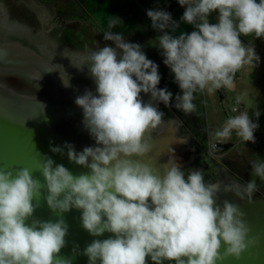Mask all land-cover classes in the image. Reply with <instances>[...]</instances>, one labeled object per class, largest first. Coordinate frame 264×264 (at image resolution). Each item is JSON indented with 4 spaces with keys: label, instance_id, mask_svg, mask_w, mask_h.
I'll return each mask as SVG.
<instances>
[{
    "label": "clouds",
    "instance_id": "obj_1",
    "mask_svg": "<svg viewBox=\"0 0 264 264\" xmlns=\"http://www.w3.org/2000/svg\"><path fill=\"white\" fill-rule=\"evenodd\" d=\"M178 3L185 7L181 21L194 28L190 33L169 34L167 30L179 28L169 12L149 9L147 16L152 28L163 33L153 46L162 50L163 63L182 92L175 96L174 107L187 115L197 110L196 94L234 89L236 74L259 64L254 43L245 44L241 37L264 38V0ZM217 11V22L211 23L209 17ZM122 24L120 17L110 15L103 32L115 47H97L80 56L79 64L71 61L81 71L86 67L95 84L96 94L86 89L75 98L95 145L77 152L67 142L63 147L50 144L51 152L64 155L67 149L69 162L89 171L74 174L48 156L38 170L43 182L29 168L15 173L0 168V264H71L58 254L69 233L63 214L73 208L81 212V227L89 235L111 234L85 246L82 254L88 264H147V258L153 264H224L258 245L246 213L227 199L217 203L218 183L206 182L202 169L186 171L170 157L161 172L140 159L152 151L145 135L163 123L158 104L169 107L173 94L158 87L159 66L147 58L142 45L112 31ZM66 75L60 73L67 88L71 77ZM141 93L150 94L155 104L145 103ZM260 114L245 110L208 131L210 150L218 151L217 144L230 141L233 133L255 143ZM251 169L264 180V160L252 161ZM224 191L251 203L258 186L251 179L226 185ZM41 198L57 219L34 216Z\"/></svg>",
    "mask_w": 264,
    "mask_h": 264
},
{
    "label": "water",
    "instance_id": "obj_2",
    "mask_svg": "<svg viewBox=\"0 0 264 264\" xmlns=\"http://www.w3.org/2000/svg\"><path fill=\"white\" fill-rule=\"evenodd\" d=\"M54 52L44 48L34 34L23 33L15 27L0 23V74H17L44 86L43 93L27 94L0 81V168L13 173L20 168H29L33 176L42 182L43 177L38 170L44 156L51 157L55 164H63L74 174L89 171L70 163L67 149L64 155L51 152L50 144L63 147L67 142L74 145L77 152L86 146L95 145L82 124V109L75 104V98L83 95L86 89L96 94L93 79L87 72L69 69L67 60L60 56L56 58L53 55L59 51ZM65 53L71 52H59ZM64 71L71 77V87L63 85L60 73L65 79L68 78ZM41 74L42 79L39 80ZM140 95L145 103L155 104L150 94ZM179 121V118L163 119L160 126L145 135V140L152 145V151L140 158L143 162L150 163L162 172V165L170 157L175 158L183 167L195 161L194 157L200 155L199 148L192 146L196 141L189 133L182 135ZM210 183H218L217 203L222 205L223 200L227 199L240 205L246 213L250 235L258 239V245L243 253L239 260L228 258L224 264H264V193L257 191L251 197L252 202L248 203L247 198L240 200L234 193L224 191L226 185L245 182L229 174L223 166L220 167L219 175ZM34 216L42 220L57 219L43 198ZM63 216L69 225V233L65 238L66 245L58 255L69 259L71 264H88V258L82 254L85 246L93 239H106L111 234L105 233L101 237L89 235L81 227V212L74 208ZM147 264H153L150 258H147ZM164 264L175 262L164 261Z\"/></svg>",
    "mask_w": 264,
    "mask_h": 264
},
{
    "label": "rangeland",
    "instance_id": "obj_3",
    "mask_svg": "<svg viewBox=\"0 0 264 264\" xmlns=\"http://www.w3.org/2000/svg\"><path fill=\"white\" fill-rule=\"evenodd\" d=\"M168 1L169 0H167V2L166 0L165 1L147 0V1H143V3H140L137 0L134 2L132 0H89L87 4L83 5V7L89 10V12H87L86 10L85 12H81L80 7H77L75 9V10H79L77 11L78 12L77 15H75L74 13L73 15L68 14V17L73 16V18H81V20L83 19L85 20L86 23L81 24L82 21L79 22L77 30L75 32L77 38L81 41L83 40L82 38L86 39L85 35L87 34L88 29L100 33L106 31L110 15L120 17L123 21V24L113 28L112 31L122 33L123 37L132 43H139L135 39V37L138 36L145 39L143 42L139 44L142 45L143 50L147 55V58L154 61L159 66L158 71L161 75L159 86L162 88L166 87L170 92H172L173 96H176L177 94H182V92L178 84H176L174 81V74L170 71L169 68L165 67V65L158 64L156 59L157 55L155 54L153 49V45L155 43L154 40L156 36L162 35V32H158L157 30H154L152 28L151 26L152 22L150 18H148L147 16V10L149 9L164 10L165 9L164 7L168 3ZM70 7H75V5L67 4L64 6V8L66 9H70ZM184 11H185V7L181 6L180 9L174 11V15L175 16L183 15ZM52 13H53L52 8L50 10L49 9L45 10L47 21L50 20ZM217 13L218 11L213 12L212 15ZM255 43L262 45V43H264V38H257ZM41 45L53 53H56L54 52V50L62 53L68 51L71 52L70 54L67 53L59 54L58 52L57 55H53V56H55L56 58L60 56L64 60H67V66L69 67V69L79 70L76 67H74L72 63L79 64L80 56L85 55V53H83L82 50L80 52V51H76L75 49L74 50L68 49L67 47L61 49V47L53 44L51 40H49L47 43L43 41ZM50 46L53 48V50L50 48ZM83 71L88 73L86 67L84 68ZM237 77L238 75L236 76V78ZM5 78H7L8 83L14 84L13 86H15V88L19 92H23L27 94H40L44 92L43 84L35 80L23 77L26 80L25 82L24 81L22 82L18 77H5ZM196 96L197 98L194 100V103L197 106V110L195 113L186 115L182 111L177 110V112L181 117L183 116L182 118L186 122H188L190 126L193 127V128L192 127L189 128L188 133L190 132L189 134L192 137H196L195 140H197V142L192 146L195 147L196 145V147L199 148V152H200L199 155L200 158L199 160L197 158L194 161V164L196 165V163L199 161L200 165H205L206 170L203 171L205 176L206 172L209 169L212 168L217 169L221 167V164L223 162L222 158L220 157L221 155L218 154L215 155L211 153L209 149V139L207 133L210 130L214 131L215 129L221 128L223 126L228 116L224 112L223 108H229V107L231 108L232 104L234 103L233 101L234 97L227 98L229 103H227V105H224L222 101H220L218 91L212 96L205 95V92L196 94ZM211 111L213 113H211ZM213 119H214V123H213ZM239 139L240 138L237 137L235 133L232 134L231 140L233 142H238ZM218 175L219 173L217 174V176ZM256 179L258 180V177ZM205 181L209 182L210 180L208 177L205 176Z\"/></svg>",
    "mask_w": 264,
    "mask_h": 264
},
{
    "label": "crops",
    "instance_id": "obj_4",
    "mask_svg": "<svg viewBox=\"0 0 264 264\" xmlns=\"http://www.w3.org/2000/svg\"><path fill=\"white\" fill-rule=\"evenodd\" d=\"M52 1L54 0H42V4L47 6L46 9L50 10L52 8L54 10V7L50 6L51 5L50 3ZM55 1L58 2L57 7L59 8L61 17L65 19L66 22L68 23L71 21H74L75 19H73V16L68 17V14H70L69 13L70 11L64 8V6L67 4L76 5L77 0H55ZM132 1L134 2L136 0H132ZM137 1H139L140 3H143V1H147V0H137ZM169 2L170 0L164 7L165 9L168 6ZM180 8L181 6L177 5L172 10L169 11V13H171L172 19L179 23V28L174 33L171 32L170 30H167L169 31V34H172L175 36H178L181 33H190L191 31L194 30L192 25H189L181 21L182 15L180 16L174 15V11ZM86 11L89 12V10L87 9ZM217 16H218V13L214 15L211 14L209 17L210 22L211 23L217 22V19H216ZM78 20L81 21V18L80 19L78 18ZM76 30H77V27H76ZM94 32H97V31L92 30V36L93 37L98 36L97 33L96 35H94ZM135 39L139 43L145 40L139 36L135 37ZM241 39L243 43L245 44L249 43L250 41L254 43L255 51L257 55L260 57V61H259V64L255 68L251 69L250 67L245 66L237 73L238 77L235 79L234 89H231V90L223 89L224 90L223 99L226 100L225 105H227V103H229L227 98L234 97L233 101L237 103L236 98L240 97V103H238L241 106L240 112L248 110L249 114L253 115L255 112V109L259 110L261 114L259 116V119L256 121L259 124V128L254 133L255 143H252V142L245 143L241 139H239L238 142H233L232 140H230L227 142V143H231V146L229 147V149L225 151L224 153H221L218 155H221L220 157L222 158V161H223L221 166H223L229 174L247 183L249 180L257 178L254 176L252 172L251 162L255 160H264V43H262V45L255 43L257 38H255L254 35L249 36V37H241ZM155 44L156 42L154 43V45ZM153 49H154L155 54L157 55L156 59H157L158 64L165 65L163 63L164 57L161 54L162 50L155 46H153ZM165 67L167 66L165 65ZM159 88H162V87L159 86ZM205 95L212 96L213 94H208L207 92H205ZM173 97L175 99V96ZM223 110L226 114H229L228 108H223ZM207 111H208V108H207ZM211 113L213 112L211 111ZM252 118L255 120L254 116ZM213 123H214V119H213ZM257 181L256 182L258 186V191L264 193V180H261L260 178H258Z\"/></svg>",
    "mask_w": 264,
    "mask_h": 264
},
{
    "label": "flooded vegetation",
    "instance_id": "obj_5",
    "mask_svg": "<svg viewBox=\"0 0 264 264\" xmlns=\"http://www.w3.org/2000/svg\"><path fill=\"white\" fill-rule=\"evenodd\" d=\"M87 2L88 0H77V6L75 5V7H70V9H68L70 11L69 13L71 15H73V13L77 15V11H79L75 10L77 7H80L81 12H85L86 9L83 7V4H87ZM50 4L51 7H54V10L50 20L47 21L45 15L47 6L42 4V0H0V8L2 9H0V23L3 22L4 26L7 27H15L16 30L23 33L30 35L34 34L40 43L43 41L47 43L49 40H51L53 44L61 47V49L67 47L68 49H75L76 51L80 52L82 50L83 53L87 54L89 51L95 50L97 47L102 48L105 45L115 47L113 42L104 40L103 33L94 32V35L97 33L99 37H93L92 31L90 29L87 30V34L85 35L86 39L82 38V41L79 40L75 33L76 27H78L80 22L78 18H73L75 20L68 23L60 15L59 8L57 7L58 2L54 0ZM81 21V24L86 23L84 19ZM5 77H18L22 82H25L26 80L22 76L13 73L0 74V81L5 82L16 91L17 89L15 86H13L14 84L8 83L7 78ZM174 101L175 99L172 97L169 107H165V105L160 102L158 104L159 110L165 114L163 119L179 118L180 121L178 124L181 133L182 135H186L189 128L192 126H190V124L182 118L183 116L181 117L178 114L177 109L174 107ZM193 138L194 140L196 139L195 137ZM195 141L197 142V140ZM197 158L199 160L200 156L194 157L195 160ZM184 168L186 171H190L191 168L202 169L203 171L206 170L205 165H200L199 161L196 163V165L194 164V161H192L184 166ZM219 170L220 168L209 169L207 172L205 171V176L211 181L217 177Z\"/></svg>",
    "mask_w": 264,
    "mask_h": 264
},
{
    "label": "trees",
    "instance_id": "obj_6",
    "mask_svg": "<svg viewBox=\"0 0 264 264\" xmlns=\"http://www.w3.org/2000/svg\"><path fill=\"white\" fill-rule=\"evenodd\" d=\"M179 5L178 0H170L168 6L166 7V9L164 11L169 12L170 10H172L175 6ZM223 92L224 90H218L219 93V98L220 100L223 99ZM231 146V143H224V144H217L218 147V151L215 152V154H221L224 153L225 151H227L229 149V147Z\"/></svg>",
    "mask_w": 264,
    "mask_h": 264
},
{
    "label": "built area",
    "instance_id": "obj_7",
    "mask_svg": "<svg viewBox=\"0 0 264 264\" xmlns=\"http://www.w3.org/2000/svg\"><path fill=\"white\" fill-rule=\"evenodd\" d=\"M236 76H237V74H236ZM221 101H222V103H223L224 105L226 104V100H225V99H222ZM233 108H236L237 111H236V112H233V111H232ZM228 110H229V114H227V115H228L227 118H228L229 116H235V115H238V114L240 113V111H241V106H240L238 103L234 102V103L232 104L231 108L229 107ZM235 113H236V114H235ZM209 149H210V148H209ZM210 151H211V150H210ZM211 153L215 154V152H212V151H211Z\"/></svg>",
    "mask_w": 264,
    "mask_h": 264
},
{
    "label": "bare ground",
    "instance_id": "obj_8",
    "mask_svg": "<svg viewBox=\"0 0 264 264\" xmlns=\"http://www.w3.org/2000/svg\"><path fill=\"white\" fill-rule=\"evenodd\" d=\"M1 9V8H0ZM2 10V9H1ZM3 12V11H2Z\"/></svg>",
    "mask_w": 264,
    "mask_h": 264
}]
</instances>
